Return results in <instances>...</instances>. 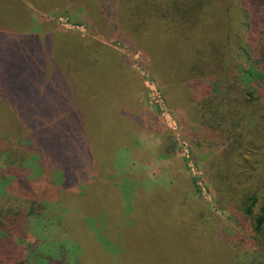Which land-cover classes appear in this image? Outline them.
<instances>
[{
	"label": "rangeland",
	"instance_id": "rangeland-1",
	"mask_svg": "<svg viewBox=\"0 0 264 264\" xmlns=\"http://www.w3.org/2000/svg\"><path fill=\"white\" fill-rule=\"evenodd\" d=\"M19 1L24 9L20 13L27 12L30 18L36 19L42 26L44 45L35 47L36 60L48 57L52 61L53 57L59 67L60 64L64 67L66 63L74 71L72 63L82 50L88 52L90 58L100 59L88 65V68L74 71L73 83L66 81L63 84L59 76L65 71L58 68L56 84H51L47 90L42 87L36 90L40 93L41 101L46 99L43 93H48L47 100L53 103L44 102L45 107L28 110L10 107L20 113L17 115L12 111L8 114L10 129L6 127L5 121L4 126L0 125V177L8 172L5 176L12 178L14 173L7 171L9 167L20 171L24 160L32 155L24 152L16 143L19 139L25 143L16 127L29 124H36L44 130L45 136L39 137L40 143H48V155L41 148L47 170L44 169V175L38 180L30 182L32 193L28 197L22 193L17 196L19 191L13 184L15 179L7 178L10 180L7 197L0 198V209H6L13 203L24 210L28 204L26 200L37 197L40 204L47 206L45 218L50 217L48 215L59 218V224L54 222L53 227L39 229L40 234L46 237L58 233L62 226L66 234H71L77 226L75 223H78L77 211L69 212L66 215L67 228L61 223L63 211L56 210L52 205L48 207L50 202L60 203L58 209L61 205L73 208L76 203L80 210L83 209L82 214L94 217L100 223L107 219L111 224L113 218L124 221L128 218L126 215H132L129 218L135 225H140V219L145 220V226H140L133 234L134 239L126 240V248H131L132 252L140 250L141 264H232L231 251L223 241L222 232L236 238V241L238 237L242 238L245 248L254 247L252 221L258 213V205L254 206L252 215L247 216L241 208L242 194L238 200H234L229 190L217 194L204 179L203 170L216 160L220 153L216 149L218 147L205 144L192 149L188 139L183 136V129L185 133L189 131L185 125L189 107L184 111V104L178 98H185L187 93L198 94L204 86H186L184 81L179 82L181 74L170 72L172 56L168 45H164L159 37L151 36L150 29L135 32L132 25H121V10L117 9L114 0H1L0 17H5L12 29L15 21L10 16L18 14L16 6ZM214 3L215 20H219L217 17L221 13L223 15L220 17L224 18L219 1ZM227 16L236 27V8L232 12L229 10ZM76 35L88 46L82 49L76 43ZM96 50L100 56H97ZM61 56L64 58L61 59ZM38 64L36 61L37 67ZM27 69L34 71L32 67ZM20 72L19 66L12 69V78H5L0 72V93L2 89L16 92L17 87L34 88L38 79L36 82L28 81L29 77L24 79ZM43 81L46 80H42L41 85L47 83ZM60 86L66 94L61 101L55 97ZM173 87L177 88L179 97L172 95ZM262 107L259 106L251 124H262ZM248 136L251 139L249 143L261 145V140L252 139V134ZM254 152L255 148L246 145L240 157L253 162ZM6 157L9 158L6 160ZM241 166L238 158L236 176ZM61 174L66 177L63 179ZM82 174L91 176L92 180L89 184L90 203L83 201L88 206L84 208L77 197L60 190L61 186H70L75 177ZM97 177L108 182L103 184L102 179L97 180ZM237 178L242 191L249 186L248 181ZM4 181L6 179L2 177L0 182ZM136 186H139V197L136 195ZM160 189L164 192L183 191L182 198L186 203L182 207H175L172 212L176 218L188 220L193 231H189L183 221H176L169 215L165 218L164 215L169 211L163 204L156 216L155 211L152 214L155 191ZM218 196L222 200L216 202ZM163 203L170 205L166 201ZM189 207L204 212V216L196 214L194 217L189 214ZM142 209L148 210L145 212ZM4 215L5 212L0 215L1 220ZM20 222L22 227L18 230L12 228L10 237L0 229V245L3 249L0 264H60L57 256L53 260L44 258L41 247L30 255L29 246L33 244L37 248L41 244L36 242L39 231L33 227L27 231L26 223ZM258 236L264 242V232ZM60 241L61 238L56 239L57 244ZM49 244L51 242L43 245ZM67 247L74 251L73 254L79 249V252L83 250L81 244L78 249L75 241H71ZM253 252L251 264H264V245L257 246ZM72 263L69 259L66 264Z\"/></svg>",
	"mask_w": 264,
	"mask_h": 264
},
{
	"label": "trees",
	"instance_id": "trees-1",
	"mask_svg": "<svg viewBox=\"0 0 264 264\" xmlns=\"http://www.w3.org/2000/svg\"><path fill=\"white\" fill-rule=\"evenodd\" d=\"M14 1L17 2V0ZM215 1L114 0L113 2L117 5V9L121 10V25H132L135 32L150 29L151 36L159 37L164 45H168L172 56L169 65L170 72L174 75L181 74L179 82L184 81L186 86H195V84L204 86L202 92L198 94L195 92L187 93L185 98L179 97L177 88L173 87L172 95H178V99L184 104V111H186V107H189L185 123L189 131L185 133L183 127L182 129L183 136L188 139L191 148L212 144L217 146L216 149L220 152L216 160L203 170L204 179L219 195L229 190L233 193L234 200H238L242 194L241 208L247 216H251L254 206L258 205V213L253 216L252 221L254 247L245 248L241 242L242 238L238 237V241H236V238L222 232L223 241L226 242L231 251L232 264H251V253H254L253 251L257 246L264 245L258 236L264 232V117L262 124H251L260 105L263 106L260 111L264 113V0H218L225 15L224 18L220 17L223 13L218 15L219 18L217 17V19L219 20H215ZM16 7L18 14L10 16L15 21L13 29L9 26L10 23H6L5 17H0V72H3L1 76L12 78V69L19 66L21 76L24 79L29 77L28 81L35 82L38 79V83L34 85V88L32 86L17 87L16 92L1 90L0 125L1 127L4 126L3 122L5 121L6 127L9 129L10 118L8 119V114L13 111L11 108L28 110L35 107H45V103H53V101L48 102V93H43L46 98L44 99L45 103L41 101L40 93L36 90L39 87L47 90L51 84L55 83L58 68L62 72L65 71V74L59 76L63 84L66 81L73 83L75 80L74 71L88 68V65H92L100 59L99 57V59H92L89 57L90 55H87L88 52L82 50L80 56L75 57L74 63H72L74 64V71L73 67L70 68L66 63L64 67L61 64L59 67V63L55 62L53 57L52 61L48 57L36 60L35 47L44 45L42 26L36 19L30 18L27 12L20 13L24 10L20 1ZM233 8H236L237 14L236 27L232 25V20L227 16V12L229 10L232 12ZM76 40L82 49L88 46L81 41L78 35H76ZM96 54L100 56V52L97 50ZM96 54L94 52V57ZM62 58L64 57L61 56ZM79 58H81V63H79ZM36 61L39 62L38 67ZM33 64L34 66H32ZM28 67L34 68V71L27 69ZM42 80H46L43 82L47 83L41 85ZM64 91L65 89L60 86L59 93L55 97L61 101L66 96ZM74 99L78 103L77 97ZM13 112L17 115L20 113ZM16 128L18 129L17 133L25 141L23 143L19 139L16 143L19 148L25 150L24 152H30L32 155L24 160L20 171L17 168L9 167L7 171L14 173L11 175L12 178L5 176L8 172L0 177V180L2 177L6 179L3 183L0 182V198L7 197L8 182L10 181L8 179L10 178L11 180L15 179L13 184L19 191L17 196L20 193L26 197L31 196L30 182L38 180L47 170L43 162L44 156L41 148L48 155V143H40L39 137L45 136L43 128L36 124ZM249 134L254 136L252 139L261 140V145L255 146L249 143L248 140H251ZM246 145L255 148L253 162L240 157V153ZM8 158L6 157V160ZM194 158L196 157L194 156ZM238 158H240L242 166L239 175L236 176L235 168ZM0 174H2V170H0ZM61 175L63 179L66 177L64 174ZM237 177L249 183V186L243 191L238 187ZM90 178L91 176L82 174L80 177H75V181L71 182L70 186H61L60 190L65 194L77 197V200L82 202L83 208L88 207L83 201L90 203L89 184L92 181ZM98 179H102L103 184L108 182L104 178L97 177ZM135 188L137 190L136 195L139 197V186ZM182 193L183 191L164 192L161 189L155 191L158 199L153 194L151 212L153 214L155 211L154 215L156 216V212L160 210V206L162 207L163 204L169 211L164 215L165 218L169 215L174 217L176 221H183L189 227V231H193L188 220L176 218L172 212L175 207H182L186 203L183 201ZM16 197L13 198L16 199ZM141 198L146 199V197ZM31 199V201L26 200L28 204L24 210L13 203L6 209H0V215L5 212L4 219H0V229L6 232L8 237L12 236L10 232L12 228L18 230L22 227V222L19 224V221L26 223L27 231L32 230V227L38 229L36 242L41 244L37 245V248L31 244L28 248L30 255L35 254L41 247L40 250L44 251L42 254L44 258L53 260L57 256L60 264H66L69 259L73 262L72 264H141L140 250L132 252L131 248H126L128 247L126 240L134 239L133 234L140 226H145V220L140 219V225H135L129 218L132 215H126L128 218L124 221L113 218L114 221L111 224L107 219L100 223L94 217L91 218L85 213L82 214L83 209L80 210L76 203V208L73 207V204V208H66L65 205H61L58 209L57 205L60 203L50 202L48 207L52 205L56 210L63 211L61 223L67 228L66 215L69 212L77 211L76 221L78 223L75 224L79 227L76 226L71 234H66V230L63 231L64 226L60 227L61 232L56 226L58 233H52L46 237L40 234L39 229L53 227L54 222L59 224V218L55 219L53 215H48L50 217L45 218L47 206L40 204V199L37 197H31ZM221 200L222 198L220 199L218 196L216 202ZM164 201L170 205L166 206ZM237 209L240 211V208ZM147 210L142 209L145 212ZM189 211V214H193L194 217L197 216L196 214L204 216V212L197 211L193 207H189ZM145 212L143 213L146 214ZM35 218L37 220H34ZM57 238H61V243H56ZM71 241L77 243L78 249L81 244L83 250L79 252L80 249H77L78 251L73 254L74 251L67 249V245ZM49 242L51 244L43 245ZM1 247L0 245V253L3 252Z\"/></svg>",
	"mask_w": 264,
	"mask_h": 264
}]
</instances>
